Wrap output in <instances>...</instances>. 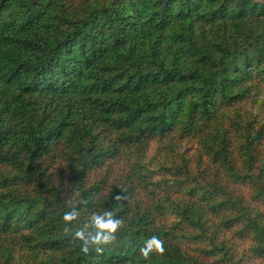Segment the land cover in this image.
Wrapping results in <instances>:
<instances>
[{"label": "trees", "instance_id": "obj_1", "mask_svg": "<svg viewBox=\"0 0 264 264\" xmlns=\"http://www.w3.org/2000/svg\"><path fill=\"white\" fill-rule=\"evenodd\" d=\"M0 264H264V0H0Z\"/></svg>", "mask_w": 264, "mask_h": 264}, {"label": "clouds", "instance_id": "obj_2", "mask_svg": "<svg viewBox=\"0 0 264 264\" xmlns=\"http://www.w3.org/2000/svg\"><path fill=\"white\" fill-rule=\"evenodd\" d=\"M77 215L78 209L75 207L63 212L61 220L64 222L65 231L69 229L70 222L75 220ZM120 223L121 221L114 218L110 211L92 212L83 226L72 232V238L80 242V248L85 253L88 251L89 245L95 246V250L100 251L101 245L114 239ZM157 251H163L162 240L157 235L149 236L137 249L141 258H147L150 253Z\"/></svg>", "mask_w": 264, "mask_h": 264}, {"label": "rangeland", "instance_id": "obj_3", "mask_svg": "<svg viewBox=\"0 0 264 264\" xmlns=\"http://www.w3.org/2000/svg\"><path fill=\"white\" fill-rule=\"evenodd\" d=\"M153 146H154V145H153ZM154 147H155V146H154ZM153 150H154V148L152 147V148H151V152H153Z\"/></svg>", "mask_w": 264, "mask_h": 264}]
</instances>
